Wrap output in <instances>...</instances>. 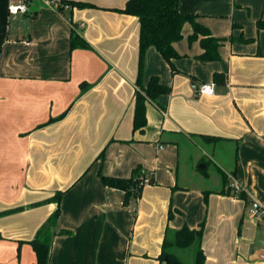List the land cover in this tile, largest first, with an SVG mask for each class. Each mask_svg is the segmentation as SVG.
I'll return each instance as SVG.
<instances>
[{
    "label": "crops",
    "instance_id": "crops-1",
    "mask_svg": "<svg viewBox=\"0 0 264 264\" xmlns=\"http://www.w3.org/2000/svg\"><path fill=\"white\" fill-rule=\"evenodd\" d=\"M18 1L0 0V264H35L26 242L47 225L57 193L49 264H160L165 229L202 222L205 264H264V224L248 211L252 202L264 209V0L246 24L253 0H179L221 41L218 60L198 59L186 23L178 57L167 63L149 47L139 79L138 19L114 11L127 0H61L94 6L63 13L31 0L27 14L9 16ZM72 33L88 47L71 50ZM151 77L170 92L146 101V126L133 131L135 93ZM210 82L214 94L198 95ZM190 144L202 155L181 179L180 147ZM210 164L215 189L204 181ZM137 167L154 184L123 206V192L99 175L129 178ZM224 177L239 191L222 194Z\"/></svg>",
    "mask_w": 264,
    "mask_h": 264
},
{
    "label": "trees",
    "instance_id": "trees-1",
    "mask_svg": "<svg viewBox=\"0 0 264 264\" xmlns=\"http://www.w3.org/2000/svg\"><path fill=\"white\" fill-rule=\"evenodd\" d=\"M62 4L69 5L78 9L93 8L94 6L84 3L64 2ZM179 0H127L122 9L114 11L136 17L139 22V62H138V79L141 75L144 55L149 47L155 48L160 56L167 62L171 63L172 59L178 57L174 49V43L182 39V27L188 23L192 27V33L188 37L191 43L199 39L202 49V54L198 57L201 61H215L218 60V49L221 41L210 35L207 28L197 22V16L193 14L182 13L178 9ZM264 12V6H263ZM263 22L258 23V27H262ZM80 47H88L78 36L71 34L70 49ZM214 81L218 83L222 76L214 75ZM139 81V80H138ZM81 93L89 89L86 82L79 84ZM170 89L161 85L157 77H151L144 90H138L134 97V116H133V131H142L146 126V101L154 102L159 96L167 95ZM208 140H216L215 138H204ZM103 157V152L98 156ZM145 173L140 167L135 168L129 178H115L99 175L103 186L122 191L123 206H128L132 202H136L143 190V179L146 177ZM149 185L154 184L153 178L149 177ZM225 192L222 194L230 195L231 187L228 184V177L223 178ZM231 188V189H230ZM237 195V194H236ZM61 193H57L53 201L57 203V208L50 217L47 225L42 228L36 237L29 244L36 257L35 264H49L50 251L53 238L57 235L55 232V223L59 216V200ZM238 198H242V192L238 193ZM172 211H168V219L171 220ZM204 222H202L198 229H189L183 226L177 231L170 232L168 228L165 229L163 242L161 244L160 255L157 261L160 264H184L174 254L168 251L172 249H188L195 248L193 264H205V255L201 248V240L203 234ZM59 234H65L61 231ZM171 237L169 238V236Z\"/></svg>",
    "mask_w": 264,
    "mask_h": 264
},
{
    "label": "rangeland",
    "instance_id": "rangeland-1",
    "mask_svg": "<svg viewBox=\"0 0 264 264\" xmlns=\"http://www.w3.org/2000/svg\"><path fill=\"white\" fill-rule=\"evenodd\" d=\"M251 3H252V10H251L250 15H249V12L246 11V10H243L241 12V20L245 24L248 21H252L253 20L254 16H253L252 13L256 10L254 5L255 4L258 5V3H256V2L254 3V0ZM255 21L256 20H254V27H255ZM256 25H257V22H256ZM243 30L245 31L246 35H249V34L252 33V31H248V28L245 25L243 26ZM254 33H257L256 28H255V32ZM254 37H255V35H254ZM247 38H250V36H248ZM256 40L257 39H255V41ZM252 42H253V40H252ZM262 44H263V42H262ZM200 147H202L201 144H194V145L190 144L188 146H185V145L183 146L182 145L180 147V153H179V175H180L181 179L184 178L185 174H188V173L192 174L191 170H194L192 168V164L194 162L195 155L196 154L202 155L201 154V150H203V149H201ZM208 153H210V152H208ZM213 158H214L215 163H218L221 166L227 168V162H226L225 158L220 157L219 155L218 156H213ZM207 174H208V180L204 179L205 184L208 186V188L215 189L216 185H217V181H216L215 178H216V176H218L217 168L214 165L210 164L209 167H208V170H207ZM196 182H197L196 179H191V180L187 181V183H196ZM144 186H148V184H145ZM238 227H240V224H239ZM170 237H171V235L169 236V238ZM168 251L170 253L174 254L184 264H190L193 261V259H194L195 248L193 246L188 248V249H183V250L169 248Z\"/></svg>",
    "mask_w": 264,
    "mask_h": 264
},
{
    "label": "built area",
    "instance_id": "built-area-1",
    "mask_svg": "<svg viewBox=\"0 0 264 264\" xmlns=\"http://www.w3.org/2000/svg\"><path fill=\"white\" fill-rule=\"evenodd\" d=\"M46 5L54 8V10H56L57 12L59 13H63V12H66V11H69L71 9H73V7H70L69 5H66V4H62V1L61 0H43ZM30 2L31 0H19L18 2L16 3H12L11 5L13 6H16L17 7V12L15 14L11 13L9 11V6L7 8V12H8V15L11 16V17H16L17 15H24V14H27L28 11H29V5H30ZM23 9V10H21ZM214 88H215V84L213 82H210V83H205V84H202L201 86H199V89L197 91L198 95L200 96H212L214 94ZM149 177L150 176H146L144 179H143V185L145 184H148L149 182ZM233 181L231 180V184L229 185L232 189H234L236 192L239 191V188L237 185H234L232 183ZM249 215L256 219L258 222H263L264 224V209L256 202H252L250 204V208H249ZM263 238H264V235H263ZM261 250V254H260V258L262 260H264V241L262 243V246L260 248Z\"/></svg>",
    "mask_w": 264,
    "mask_h": 264
},
{
    "label": "clouds",
    "instance_id": "clouds-1",
    "mask_svg": "<svg viewBox=\"0 0 264 264\" xmlns=\"http://www.w3.org/2000/svg\"><path fill=\"white\" fill-rule=\"evenodd\" d=\"M23 10V9H21ZM9 11L13 14H15L17 12V7L16 6H13V5H9Z\"/></svg>",
    "mask_w": 264,
    "mask_h": 264
},
{
    "label": "water",
    "instance_id": "water-1",
    "mask_svg": "<svg viewBox=\"0 0 264 264\" xmlns=\"http://www.w3.org/2000/svg\"><path fill=\"white\" fill-rule=\"evenodd\" d=\"M193 88L196 89V90L198 89L197 86H193Z\"/></svg>",
    "mask_w": 264,
    "mask_h": 264
}]
</instances>
